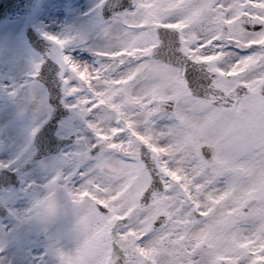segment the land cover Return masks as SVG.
<instances>
[{
	"label": "snow or ice",
	"instance_id": "obj_1",
	"mask_svg": "<svg viewBox=\"0 0 264 264\" xmlns=\"http://www.w3.org/2000/svg\"><path fill=\"white\" fill-rule=\"evenodd\" d=\"M90 26L103 44L45 30L27 82L0 81L33 136L73 115L80 162L26 167L0 264H264V0H101Z\"/></svg>",
	"mask_w": 264,
	"mask_h": 264
},
{
	"label": "rangeland",
	"instance_id": "obj_2",
	"mask_svg": "<svg viewBox=\"0 0 264 264\" xmlns=\"http://www.w3.org/2000/svg\"><path fill=\"white\" fill-rule=\"evenodd\" d=\"M101 0H42L36 12L28 17L17 14L10 19L0 21V81L27 82L35 57L39 55L33 51L26 42L23 34L24 24L28 19L36 29L42 33L47 30L56 34L71 31H87L89 43L100 45L104 40L93 34L90 21L95 18L96 6ZM79 46L74 55H80ZM83 58L91 60L88 52H83ZM51 113L48 110L47 119ZM73 115L60 122L58 135L68 137L76 128ZM36 120L26 114L18 105L9 100L0 92V163L14 165L12 170L19 173L22 183L33 175V171H26V167L39 166L44 170H55L57 167L79 166V160H64V153L72 154L75 146L65 149L59 155L46 156L32 161L36 157V147L32 144L33 131L36 129ZM41 127V125L39 126ZM19 188V187H18ZM9 188L0 192V201L14 199L18 190ZM59 239L63 242L64 250H70L78 242V235L70 228H60L57 231ZM55 259V257H53Z\"/></svg>",
	"mask_w": 264,
	"mask_h": 264
},
{
	"label": "water",
	"instance_id": "obj_3",
	"mask_svg": "<svg viewBox=\"0 0 264 264\" xmlns=\"http://www.w3.org/2000/svg\"><path fill=\"white\" fill-rule=\"evenodd\" d=\"M41 0H1L0 1V20L8 18L17 12L32 14L38 7ZM26 34L28 36L29 44L33 49L38 51L41 56L45 55L49 50V45L42 39V36L35 31L31 24L26 26ZM62 114H54L53 111L49 120L40 129L38 135L34 138V144L38 150L34 160L50 154L60 153L65 147L75 142L76 138L73 136L71 140L67 138H60L57 136L59 123L62 119L68 118L70 112L66 109H61ZM9 176L6 171L1 172L0 177ZM17 179V175H14ZM15 184H19L16 182ZM4 186H0L2 188Z\"/></svg>",
	"mask_w": 264,
	"mask_h": 264
}]
</instances>
